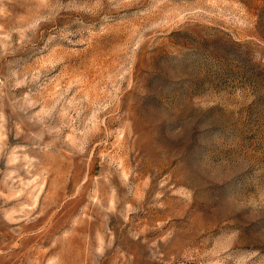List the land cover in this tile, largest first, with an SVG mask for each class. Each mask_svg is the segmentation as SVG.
Instances as JSON below:
<instances>
[{"label": "rangeland", "instance_id": "374dc122", "mask_svg": "<svg viewBox=\"0 0 264 264\" xmlns=\"http://www.w3.org/2000/svg\"><path fill=\"white\" fill-rule=\"evenodd\" d=\"M0 264H264V0H0Z\"/></svg>", "mask_w": 264, "mask_h": 264}]
</instances>
